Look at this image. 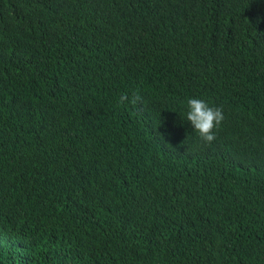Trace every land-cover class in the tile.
Returning <instances> with one entry per match:
<instances>
[{
	"label": "trees",
	"instance_id": "16d2710c",
	"mask_svg": "<svg viewBox=\"0 0 264 264\" xmlns=\"http://www.w3.org/2000/svg\"><path fill=\"white\" fill-rule=\"evenodd\" d=\"M0 264H264V0H0Z\"/></svg>",
	"mask_w": 264,
	"mask_h": 264
},
{
	"label": "clouds",
	"instance_id": "9594fccd",
	"mask_svg": "<svg viewBox=\"0 0 264 264\" xmlns=\"http://www.w3.org/2000/svg\"><path fill=\"white\" fill-rule=\"evenodd\" d=\"M139 95H134L131 98V103L136 104L140 101ZM129 97L124 94L120 97V102H128ZM188 111L186 120L191 122L194 131L197 132L200 138L211 144L216 139V129L225 119L222 107L210 106L205 100L200 98H189L187 100ZM185 119V118H184Z\"/></svg>",
	"mask_w": 264,
	"mask_h": 264
}]
</instances>
